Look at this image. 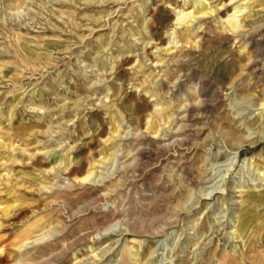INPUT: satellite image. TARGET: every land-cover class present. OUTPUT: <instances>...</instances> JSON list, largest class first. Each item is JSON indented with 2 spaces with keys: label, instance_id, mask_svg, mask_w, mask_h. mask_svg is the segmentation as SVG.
Returning <instances> with one entry per match:
<instances>
[{
  "label": "rangeland",
  "instance_id": "374dc122",
  "mask_svg": "<svg viewBox=\"0 0 264 264\" xmlns=\"http://www.w3.org/2000/svg\"><path fill=\"white\" fill-rule=\"evenodd\" d=\"M258 170L264 0H0V264H264V195L246 256L184 234Z\"/></svg>",
  "mask_w": 264,
  "mask_h": 264
},
{
  "label": "bare ground",
  "instance_id": "6f19581e",
  "mask_svg": "<svg viewBox=\"0 0 264 264\" xmlns=\"http://www.w3.org/2000/svg\"><path fill=\"white\" fill-rule=\"evenodd\" d=\"M234 131H235V128H233L232 126L228 128L219 127L216 132L217 133L216 136L219 139H221L223 143L225 144L228 141H230V142L236 143L237 145H240V142L238 141L239 139L235 138ZM250 145H253V142H250ZM222 155H223L222 151L220 149H217L215 152L210 153L208 155V160L218 161L220 157H222ZM233 155L235 157L236 155H238V152H234ZM261 171L262 170H258V173H257V175H259L260 177V182L254 185V187L256 188H252L253 190L245 191L241 187H238V188L234 187L229 190V195L227 196H229L228 201L230 204V214L231 215H230L228 227L217 225L216 222H214L209 216L205 218L206 219L205 222L202 223L195 230V232L189 233V230H192V229L190 228V226H185L184 234L187 237V239L191 240L192 242H195L196 244L200 243L203 245V246L201 245L202 249H201V253H199L200 255L199 257L203 258L205 262L211 261L212 257H214L213 255L215 251L220 250L219 249L220 247L218 244V240L220 238L227 240L228 246L226 247H229L232 253L239 251L238 253L241 252V256H246L245 253L247 252V248H252V244H251L252 237L249 236L252 234L247 233V224L250 218L249 214L252 212V210L256 209L257 197H259L260 195L261 196L264 195V172H261ZM206 173L207 172L205 168L202 175H200V177L198 178L199 180L198 182H200V184L208 183L207 181L210 180L209 177H207ZM210 192L208 193L206 192V193L209 194ZM188 193H189L188 200L187 201L185 200L186 203L184 202L186 209H190L195 203V200L198 199L196 198V194H193L192 191L191 192L189 191ZM207 210L208 209L206 208L203 214H208L209 212H207ZM117 226L118 225H114L112 226V228L115 229L117 228ZM226 229H229V230L226 231ZM182 250L184 251L185 248ZM154 253H155V249L149 248V250L143 256V258H145V261L147 262V260L152 259V256L154 255ZM176 259H177V255L174 256L173 258V261H174L173 264H180V262L188 260V259H191L192 261L191 264H200L198 260V254H188L187 251H186V257H183L180 260H177V262H176ZM229 260H230L229 261L230 264H235L236 262L234 257H232Z\"/></svg>",
  "mask_w": 264,
  "mask_h": 264
}]
</instances>
